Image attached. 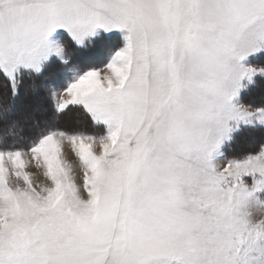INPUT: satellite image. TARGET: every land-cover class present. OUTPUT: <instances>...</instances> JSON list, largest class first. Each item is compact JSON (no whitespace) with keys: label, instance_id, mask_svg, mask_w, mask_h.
Wrapping results in <instances>:
<instances>
[{"label":"snow or ice","instance_id":"1","mask_svg":"<svg viewBox=\"0 0 264 264\" xmlns=\"http://www.w3.org/2000/svg\"><path fill=\"white\" fill-rule=\"evenodd\" d=\"M261 86L264 0H0V264H264Z\"/></svg>","mask_w":264,"mask_h":264},{"label":"rangeland","instance_id":"2","mask_svg":"<svg viewBox=\"0 0 264 264\" xmlns=\"http://www.w3.org/2000/svg\"><path fill=\"white\" fill-rule=\"evenodd\" d=\"M262 93H264V86H261L260 88H257L255 91H253L249 95V97L247 99L248 100H259V98H260V96H261ZM72 113H76V112H72ZM72 113H69L68 116H71ZM49 116H50V114H49ZM62 118L63 117H61L59 119V122L61 121ZM65 121H66V123L68 122L67 120H65ZM80 123L82 124L84 122H81L80 121ZM69 125L72 126L74 124L71 123ZM65 129L70 130V131L73 130V129H69V128H65ZM80 129H84V130H88V131L91 130L87 124L82 125L80 127ZM261 134L264 136V133H261ZM259 135H260V132H252L251 134L244 135V136L240 137L239 140H238V144L235 145V148L239 145V142L244 144L243 147H249L251 145H256V144L260 143L262 140H264V138L263 139H259L258 138ZM235 150L237 151L239 149H235ZM239 151H241V150H239ZM239 151H237V152H239ZM65 154L68 156L69 159H73V157L71 155V152L69 150V146L67 144H65Z\"/></svg>","mask_w":264,"mask_h":264},{"label":"trees","instance_id":"3","mask_svg":"<svg viewBox=\"0 0 264 264\" xmlns=\"http://www.w3.org/2000/svg\"><path fill=\"white\" fill-rule=\"evenodd\" d=\"M50 114V113H49ZM78 114V115H77ZM68 118V119H67ZM65 120H67L68 122L66 123L65 122ZM80 121L81 122H84V123H80ZM74 124V125H69V124ZM84 124H87L88 125V122H87V120L85 119V117H84V115L82 114V113H79V112H76V113H72V115L71 116H65V117H63L62 119H61V121L59 122V126L61 127V128H69V129H80V127L82 126V125H84ZM89 126V125H88ZM91 131V130H90ZM252 132H245V133H243L242 134V136H244V135H248V134H251ZM241 136V137H242ZM258 138L259 139H263L264 138V136L260 133V135L258 136ZM237 144H238V141H237ZM243 143H240L239 142V145L235 148V146H234V148L232 149L233 151L235 150V149H239V150H242L243 148H245V147H243ZM251 146H254V145H251ZM251 146H249V147H251ZM239 150H237V151H239ZM236 151V150H235ZM236 151V152H237Z\"/></svg>","mask_w":264,"mask_h":264},{"label":"bare ground","instance_id":"4","mask_svg":"<svg viewBox=\"0 0 264 264\" xmlns=\"http://www.w3.org/2000/svg\"><path fill=\"white\" fill-rule=\"evenodd\" d=\"M66 122V121H65Z\"/></svg>","mask_w":264,"mask_h":264}]
</instances>
